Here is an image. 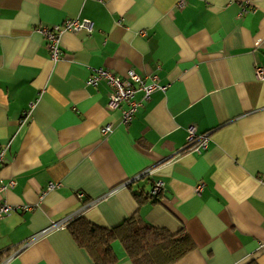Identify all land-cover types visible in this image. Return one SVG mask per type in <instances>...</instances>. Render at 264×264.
Segmentation results:
<instances>
[{
  "label": "crops",
  "instance_id": "crops-1",
  "mask_svg": "<svg viewBox=\"0 0 264 264\" xmlns=\"http://www.w3.org/2000/svg\"><path fill=\"white\" fill-rule=\"evenodd\" d=\"M67 18L92 26L65 31L53 62L35 28ZM257 65L264 0H0V185L14 181L0 196L31 206L0 217V264H96L67 224L41 232L79 216L110 228L132 215L189 234L193 248L172 264H264ZM96 67L133 69L164 89L123 124L120 109H106L109 87L85 83ZM191 126L208 135L199 153L186 149ZM111 246L112 264H133L119 238Z\"/></svg>",
  "mask_w": 264,
  "mask_h": 264
},
{
  "label": "built area",
  "instance_id": "built-area-1",
  "mask_svg": "<svg viewBox=\"0 0 264 264\" xmlns=\"http://www.w3.org/2000/svg\"><path fill=\"white\" fill-rule=\"evenodd\" d=\"M181 4V3H180ZM92 23L89 19H78V18H67L59 24L54 25H38L35 31L39 33L45 40L47 49L50 54V58L53 62H57L60 59V37L65 31H78L81 29L90 30ZM142 33H144L142 31ZM255 76L258 79L264 78V69L257 65L255 67ZM153 81L147 83L142 79L133 69H129L122 76L116 74L115 72L104 68L96 67L91 69V74L86 79L85 83L90 86H96L100 82H104L109 87L108 102L106 109L108 111H114L116 109L121 110V122L123 124H129L132 121L134 114L137 112L138 108L143 105V101L147 100L150 94L157 88L164 89L163 87H158L154 82L155 77H152ZM143 91L142 100L137 101L134 99L137 90ZM124 105V106H123ZM29 112H24V121L28 117ZM111 125L106 124L102 126V134H107L111 131ZM208 143V135H199L196 133L194 127L188 128L187 145L186 149L196 153L201 152L206 148ZM4 153L5 148L0 149V167L4 164ZM14 185V181H9L6 184L0 185V192L11 188ZM59 186L58 183H49L47 190H52ZM163 184L160 181H156L153 184L150 195L156 196L163 189ZM201 185L197 187L199 190ZM31 210V206L21 205L13 206L7 203L0 196V217L9 215L12 211ZM68 223V222H67ZM65 221L52 222L46 229H44L41 234L46 233L52 229L62 228L66 225ZM264 245V240L263 243Z\"/></svg>",
  "mask_w": 264,
  "mask_h": 264
},
{
  "label": "trees",
  "instance_id": "trees-1",
  "mask_svg": "<svg viewBox=\"0 0 264 264\" xmlns=\"http://www.w3.org/2000/svg\"><path fill=\"white\" fill-rule=\"evenodd\" d=\"M156 196H146L157 200ZM136 196L139 195L136 193ZM66 228L77 244L89 251L96 264H112L115 260L111 243L119 238L133 264H172L193 248L189 234L183 230L172 233L153 226L140 216H129L115 227H101L83 216L70 220ZM0 254V259L2 258Z\"/></svg>",
  "mask_w": 264,
  "mask_h": 264
}]
</instances>
